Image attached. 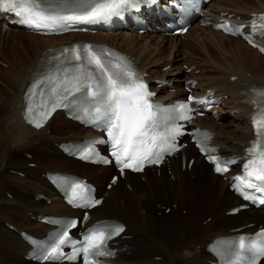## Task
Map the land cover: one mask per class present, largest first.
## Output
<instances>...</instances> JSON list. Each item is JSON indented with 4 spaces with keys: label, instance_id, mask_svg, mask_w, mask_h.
Returning <instances> with one entry per match:
<instances>
[{
    "label": "bare ground",
    "instance_id": "1",
    "mask_svg": "<svg viewBox=\"0 0 264 264\" xmlns=\"http://www.w3.org/2000/svg\"><path fill=\"white\" fill-rule=\"evenodd\" d=\"M220 1L222 0H214L208 5L210 15L216 16L220 11H228L234 13L235 16L248 17L251 12H264V5L250 7L244 3L241 7L242 0L239 2L231 0L233 2H230L229 6ZM238 3L239 5H236ZM13 30L19 32L16 38L17 44L13 47L8 46V51L3 52L1 46L2 44L8 45V34ZM145 35L148 34L140 35L134 30L102 32L94 35L71 33L59 37H46L10 28L5 23L0 24V61L6 65V68L0 67V104L2 106L7 104L4 107L7 111L3 110L0 117V264H36L23 259L28 246L19 236V232L24 230L37 237L44 235L48 227L36 220L35 217L39 213L76 215L77 212L61 202L42 177V174L50 170L66 171L80 177H87L97 186L99 195L106 193L101 205L92 209V220L115 218L122 221L126 225L123 235H132L134 239H119L116 248L135 246L133 241L137 239V243H141L140 247L144 249L143 255H138L143 257V261L123 259V254H118L115 261L123 263L208 264L207 260L214 259L204 249L212 237L230 234V232H235L234 229L237 227L258 220L253 218L242 224L231 226L225 229V232L223 230L209 236L215 226V221L223 219L226 211L240 202L228 190L227 182L214 175L209 170V166L192 148L184 150V158L173 159L169 162L171 167L169 175L162 169L159 174L145 171L141 174L144 176V180L141 181L137 178L139 174L126 173L124 179H119L110 190H106L105 185L112 174V168L86 165L69 159L51 146V141L63 142L69 139H79L86 131L84 128L64 119L61 115H54L43 128L50 129L48 135L43 132V129L36 130L24 123L21 111L22 95L37 68L39 58L47 48H53L75 38H87L100 40L130 54L135 58L139 68L149 72L150 75L155 73L159 75L160 71L157 66L163 67L162 63H166L164 66L170 65L169 71H163L161 76L167 78L166 75H169L177 91H181L179 83L184 79L193 78L196 80V90L201 94H228V98L223 103L227 105V109L220 108L218 114L223 118L230 116L231 119L241 118L240 133L216 127L215 119L212 121L208 116L197 121L215 132L214 142L220 145L224 154L241 151L242 146L250 138L247 126L250 107L242 99L251 96L249 89L253 85L264 86V55H260L239 38L225 43V39L228 41L231 38L202 27L198 23H194L187 30L183 36L186 41H181L180 36H172L168 40L164 35ZM155 36H158L160 40L154 43L157 38ZM166 43L168 45L172 43L168 54H166L167 49L164 48L167 47ZM182 55H185L184 59ZM183 66L186 68L194 66V68L186 73ZM197 70L199 74H194ZM207 72L211 74H206ZM233 78L235 79L232 80ZM13 90L15 93L12 92ZM17 151H31L32 159L23 158L17 154ZM189 158H194L190 166L187 165ZM30 163H35V166L29 167ZM197 167L203 170L201 176L203 181L199 176L196 177ZM108 172L109 175L105 179ZM168 176L174 177L175 184H170L171 186L177 185L175 192L167 189ZM198 183L201 184L200 188L204 189L197 191L196 195H189L188 217L175 218L173 216L167 219V215H162L157 219L154 216V206L161 201L166 204L162 207L159 204L157 207L164 209L165 206L174 204V208H168L169 213L177 210L179 204L182 203L181 194L189 187L196 188ZM123 185L126 188H123ZM184 186L188 187L185 189ZM159 191L164 192V196L157 195ZM8 192L12 194L11 199L6 196ZM41 195L46 196V200L41 199ZM48 199H51L50 203L46 202ZM118 203L123 205V208ZM208 203L210 207H214V210L215 207L217 209L221 205H225L226 208L218 215L214 213L217 216L211 217L205 223H203L206 220L204 219L200 224L201 231H196L192 218ZM256 211L262 212L264 209H248L228 217L239 215L243 217L247 214L252 217ZM258 221L264 225V219ZM6 224L13 225V229L8 228ZM255 228L248 231L252 232ZM202 231L206 234L198 238ZM193 234L197 235L198 239H204L203 242L190 241L193 239ZM136 235L140 237L137 238ZM188 236L189 239L186 241ZM151 251H157L158 255L162 256V263L160 260H145ZM7 256L12 258L10 262L6 261Z\"/></svg>",
    "mask_w": 264,
    "mask_h": 264
},
{
    "label": "snow or ice",
    "instance_id": "2",
    "mask_svg": "<svg viewBox=\"0 0 264 264\" xmlns=\"http://www.w3.org/2000/svg\"><path fill=\"white\" fill-rule=\"evenodd\" d=\"M146 2L154 3L155 0H0V11L14 14L17 23L30 29L51 34L72 30L75 25L97 24L119 17ZM259 19L261 23L252 19L250 26L253 33L264 34V16ZM217 27L238 33L245 26H229L225 22ZM245 39L255 44L251 36H245ZM59 53H53L48 69L27 88L23 109L27 123L40 129L57 109L83 116L106 131L107 139L95 143L110 146L111 156L121 173L125 169L142 171L146 164H160L166 154L178 150L176 138L182 135L181 127H171L163 133L156 131L163 110L151 102L150 97L154 94L128 58L91 44L64 47ZM260 97L261 115L251 117L256 136L245 149L243 172L230 177L232 189L248 201H255L258 195L264 196V90ZM180 108L187 110L186 105H180ZM178 118L190 119L186 115ZM193 138L199 150L207 154L216 173L228 172L229 166L235 163L232 159L211 154L215 149L206 146L211 139L208 133H201L199 138L194 134ZM93 156L100 162H108L99 157L94 147L82 153L83 159ZM70 188L69 200L77 207L87 209L101 203L85 195L86 186L82 183H74ZM259 202L264 203V199ZM83 219H88L87 213ZM77 224L75 220L65 223L57 238L43 250V260L55 262L79 257L83 264H103L101 258L112 254L108 241L125 230L118 222H98L88 228L82 238H72L70 229L76 228ZM65 246L69 247L71 255L64 251ZM233 256L232 264H257L258 259L264 258V230L257 233L256 238L241 236Z\"/></svg>",
    "mask_w": 264,
    "mask_h": 264
},
{
    "label": "rangeland",
    "instance_id": "3",
    "mask_svg": "<svg viewBox=\"0 0 264 264\" xmlns=\"http://www.w3.org/2000/svg\"><path fill=\"white\" fill-rule=\"evenodd\" d=\"M224 1V2H223ZM234 2H239V0H233ZM232 1V2H233ZM222 4H224L225 3V5H229L230 4V2H231V0H222V1H220ZM228 2V3H227ZM231 2V3H232ZM246 4V6H250V7H253V6H255V7H259V6H262V5H264V0H242L241 2H240V4H241V7L243 6L242 4ZM236 5H239V3L238 4H236ZM230 6V5H229ZM1 24V23H0ZM15 30H13V31H10V33L8 34V40H9V42H8V45L6 46L5 44H2V46H1V50L3 51V52H6V51H8V46H10V47H13V46H16V42H17V34L19 33L18 31H15ZM150 35V34H149ZM145 36H148V35H145ZM155 37H157V38H155V41H154V43L155 42H158V40H160L159 39V37L158 36H155ZM167 37V36H166ZM168 38H170V37H167V39ZM231 38V40H228V41H226L227 39H225V43H228V42H232V39H236V38H232V37H230ZM15 39V40H14ZM183 38H181V41H184V40H182ZM169 40V39H168ZM186 41V40H185ZM171 45H172V43H170L169 45H168V43H166V46L167 47H164V48H166L167 49V53L166 54H168L169 52V48L171 47ZM165 55V54H164ZM263 56V55H262ZM182 58L184 59L185 58V55H182ZM164 64H166V63H162V65L164 66ZM6 65H5V63L4 62H1L0 61V67H3V68H6L5 67ZM183 68L184 69H186L185 68V66H183ZM163 71H169L168 69H166V70H163ZM163 71H161V72H163ZM186 71V70H185ZM188 71H186V73H187ZM170 73H172V72H170ZM194 74H199V72H194ZM206 74H211V72H207ZM167 76V78L170 80V76L169 75H166ZM13 93H15V90H13L12 91ZM5 106H7V104L5 105ZM5 106H2L1 104H0V117H1V115L3 114V110L4 111H7V110H5L4 109V107ZM224 108H226V106H224ZM231 117V116H230ZM222 118L221 120H215V123H214V125H216V127H223L224 129H226V130H233V132H237V133H240V131H239V129H240V127L239 126H241L242 124V122H241V118H239V119H231V118ZM226 123V124H225ZM225 125H227V126H225ZM235 130V131H234ZM43 132L46 134V135H48L49 133H50V129H43ZM53 142L54 141H51V146L54 148L55 146L54 145H52L53 144ZM17 154L18 155H20V156H22L23 158H25V159H28V160H31L32 159V156H33V153H31V151H28V152H22V151H17ZM31 157V158H30ZM31 164H34V163H31ZM170 166H169V164L168 165H166V166H164L163 168H160V170L162 169V170H165L166 171V174H170V172H171V170H170ZM160 170H156V169H153V170H148L147 171V173H151V174H154V173H157V174H159L160 173ZM37 174H38V171L36 172ZM206 174V173H205ZM39 175V174H38ZM108 175H109V172L107 173V176L105 177V179L108 177ZM203 175V170H201L199 167H197V169H196V177L198 178V176L200 177V180L201 181H203V179L201 178V176ZM206 175H208V174H206ZM205 175V176H206ZM189 176V175H188ZM190 177L192 178V174H190ZM137 178L139 179V180H141V181H143L144 180V176H141V175H138L137 176ZM173 176H168V180L166 179V181H168L169 182V185H168V187H167V189H170V192L173 190L174 192L177 190V185H175V186H171V184H175V182H173L174 180H173ZM106 181V180H105ZM142 183V182H141ZM159 183H161V181L159 180ZM171 183V184H170ZM143 184V183H142ZM199 184V183H198ZM144 185V184H143ZM158 185H162V184H158ZM200 185L201 184H199V185H197L196 186V188H192V187H189L188 188V190L187 191H184V193L183 194H181V200H182V203H180L179 204V208L177 209V210H172V212H171V214L169 213L170 211H167V209L168 208H174L175 206H174V204H171V205H167V206H165L164 207V209L163 208H160V207H157V206H159V204L161 205V207L163 206V205H165L166 203H163L164 201H161V202H159L156 206H154V216L157 218V219H159V218H161V216L162 215H164V216H168L167 217V219H170V218H173V216L175 217V218H177V217H188V207L190 206L189 204H190V201H189V195L190 196H192V195H196V192L197 191H201V190H203L204 188L202 187V188H200ZM123 188H126V186L125 185H123L122 186ZM188 186H184V188L186 189ZM195 193V194H194ZM198 193V192H197ZM130 194V193H129ZM192 194V195H191ZM131 195V194H130ZM157 195H159V196H164V192H161V191H159V192H157ZM6 196L9 198V199H11L12 198V194L10 193V192H8V193H6ZM172 196V195H171ZM133 198V197H132ZM123 199H124V197H123ZM162 199V198H161ZM174 203H176V202H174ZM119 204V203H118ZM122 208H123V205H121V204H119ZM186 206H187V209H186ZM157 207V208H156ZM226 208V206L225 205H221L219 208H217L216 209V207H215V210H214V207L212 208V207H210V204L208 203V204H205L204 205V207L202 208V209H200L199 211H198V213L192 218V223L194 224V227H196V231H201V227H200V224H201V222L204 220V219H206V220H204V222L203 223H205V222H207V221H209L210 219H211V217H214V216H217L218 215V213L220 214V212L222 211V210H224ZM190 209V208H189ZM187 212V213H186ZM214 213H216V214H214ZM168 214H170V215H168ZM250 216V217H248V216ZM247 215H245V216H241V215H239V216H236V217H228V216H226V215H224V218L223 219H221V220H218L217 222L215 221V223H214V221H213V223H214V227H213V229H212V231H210V233H209V236H211V235H213L214 233H216V232H222L223 230V232H225V229H229V227H231V226H235V225H238V224H242V223H244L245 221H249V220H251V219H253V218H255V219H258V220H263L264 219V211H262V212H258V211H256L255 212V215H253L252 217H251V215L250 214H247ZM245 217H247L246 219H244ZM258 220H256V221H258ZM255 221V220H254ZM255 221V222H256ZM251 222H253V221H251ZM255 228V227H254ZM191 233V232H190ZM206 233H204L203 231L200 233V235L198 236V238L199 237H201V235H205ZM128 237V239H134V237L132 236V235H127ZM136 237L138 238V237H140L139 235H136ZM197 238V235L195 236L194 234H193V239L192 240H190V241H202L203 242V240L204 239H198ZM187 239H189V236L185 239L186 241H187ZM133 242H135L134 244H135V246H133V245H128L127 246V250L123 253L124 255H123V259H129V260H142L143 261V257H141L142 255H143V252H144V249H142L140 246L142 245L141 243H137V239H135V241H133ZM141 244V245H140ZM197 247H199V246H197ZM136 248H138V249H136ZM159 253L157 252V251H151L150 252V254H148V256H147V258L145 259V260H148V259H152V260H154V261H159L160 260V262L162 263V260H161V257L162 256H160V255H158ZM138 255H141V256H138ZM11 257L10 256H7L6 257V261H11ZM150 263L152 262V261H149ZM140 264H141V262H140ZM264 264V263H263Z\"/></svg>",
    "mask_w": 264,
    "mask_h": 264
}]
</instances>
